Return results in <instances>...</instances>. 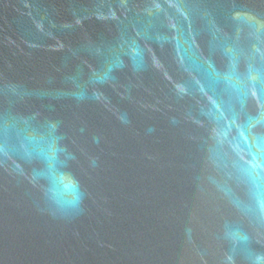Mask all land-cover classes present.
<instances>
[{"label":"water","instance_id":"95a60500","mask_svg":"<svg viewBox=\"0 0 264 264\" xmlns=\"http://www.w3.org/2000/svg\"><path fill=\"white\" fill-rule=\"evenodd\" d=\"M0 264H264V0H0Z\"/></svg>","mask_w":264,"mask_h":264}]
</instances>
